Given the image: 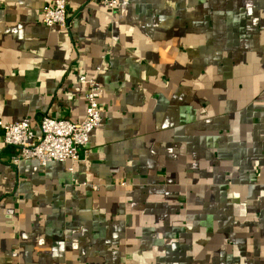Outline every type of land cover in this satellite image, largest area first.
<instances>
[{"label":"crops","instance_id":"obj_1","mask_svg":"<svg viewBox=\"0 0 264 264\" xmlns=\"http://www.w3.org/2000/svg\"><path fill=\"white\" fill-rule=\"evenodd\" d=\"M0 0V120L101 122L40 166L0 130V264H264V0ZM93 186H97L94 189Z\"/></svg>","mask_w":264,"mask_h":264},{"label":"built area","instance_id":"obj_2","mask_svg":"<svg viewBox=\"0 0 264 264\" xmlns=\"http://www.w3.org/2000/svg\"><path fill=\"white\" fill-rule=\"evenodd\" d=\"M101 2L110 13L116 10L117 0H96ZM41 23L44 26H58L68 30L66 3L63 0H51L41 9ZM78 81L85 87V110L79 121L54 119L43 116L35 131L29 120L24 118L15 122L0 120L2 141L15 152L10 163L18 165L22 160L34 159L40 166L51 161H69L79 159V150L87 152L90 132L101 122L102 108L99 98L102 94L100 83L90 77L80 75Z\"/></svg>","mask_w":264,"mask_h":264},{"label":"rangeland","instance_id":"obj_3","mask_svg":"<svg viewBox=\"0 0 264 264\" xmlns=\"http://www.w3.org/2000/svg\"><path fill=\"white\" fill-rule=\"evenodd\" d=\"M64 1V0H63ZM118 1V5L120 4V1L119 0H117ZM65 2V1H64ZM99 2V1H98ZM101 3V2H100ZM102 4V3H101ZM103 5V4H102ZM118 5L116 6V8L118 7ZM108 11H109V9H107ZM94 187V189H97V186H93Z\"/></svg>","mask_w":264,"mask_h":264}]
</instances>
